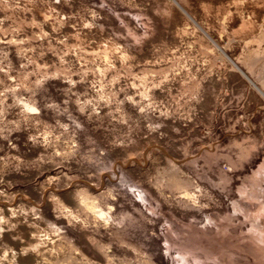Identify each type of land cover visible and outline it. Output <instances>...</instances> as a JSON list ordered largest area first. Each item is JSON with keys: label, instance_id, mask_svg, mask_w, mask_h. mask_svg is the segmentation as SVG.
I'll return each mask as SVG.
<instances>
[{"label": "rangeland", "instance_id": "obj_1", "mask_svg": "<svg viewBox=\"0 0 264 264\" xmlns=\"http://www.w3.org/2000/svg\"><path fill=\"white\" fill-rule=\"evenodd\" d=\"M261 13L0 0V264H264Z\"/></svg>", "mask_w": 264, "mask_h": 264}, {"label": "crops", "instance_id": "obj_2", "mask_svg": "<svg viewBox=\"0 0 264 264\" xmlns=\"http://www.w3.org/2000/svg\"><path fill=\"white\" fill-rule=\"evenodd\" d=\"M234 35L238 42L234 63L264 95V13L240 23Z\"/></svg>", "mask_w": 264, "mask_h": 264}]
</instances>
